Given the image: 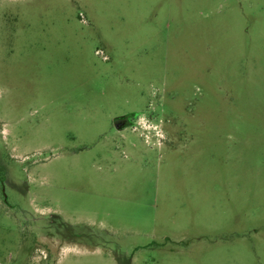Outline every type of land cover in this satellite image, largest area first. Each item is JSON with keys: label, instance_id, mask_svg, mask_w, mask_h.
Here are the masks:
<instances>
[{"label": "rangeland", "instance_id": "obj_1", "mask_svg": "<svg viewBox=\"0 0 264 264\" xmlns=\"http://www.w3.org/2000/svg\"><path fill=\"white\" fill-rule=\"evenodd\" d=\"M0 264H264V0H0Z\"/></svg>", "mask_w": 264, "mask_h": 264}, {"label": "flooded vegetation", "instance_id": "obj_2", "mask_svg": "<svg viewBox=\"0 0 264 264\" xmlns=\"http://www.w3.org/2000/svg\"><path fill=\"white\" fill-rule=\"evenodd\" d=\"M116 123H121V124H123V127H124V126H129V124H130L131 122H130V120L128 119L127 116H124V117L118 118V119L116 120Z\"/></svg>", "mask_w": 264, "mask_h": 264}, {"label": "water", "instance_id": "obj_3", "mask_svg": "<svg viewBox=\"0 0 264 264\" xmlns=\"http://www.w3.org/2000/svg\"><path fill=\"white\" fill-rule=\"evenodd\" d=\"M116 127H117V129H121V128H123V124H121V123H117V124H116Z\"/></svg>", "mask_w": 264, "mask_h": 264}, {"label": "trees", "instance_id": "obj_4", "mask_svg": "<svg viewBox=\"0 0 264 264\" xmlns=\"http://www.w3.org/2000/svg\"><path fill=\"white\" fill-rule=\"evenodd\" d=\"M134 114H131L130 116H133Z\"/></svg>", "mask_w": 264, "mask_h": 264}, {"label": "crops", "instance_id": "obj_5", "mask_svg": "<svg viewBox=\"0 0 264 264\" xmlns=\"http://www.w3.org/2000/svg\"><path fill=\"white\" fill-rule=\"evenodd\" d=\"M122 129V128H121Z\"/></svg>", "mask_w": 264, "mask_h": 264}]
</instances>
